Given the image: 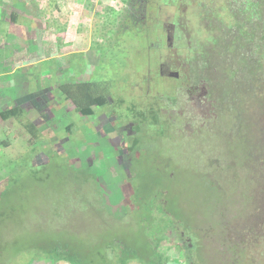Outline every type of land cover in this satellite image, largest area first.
<instances>
[{
    "label": "rangeland",
    "instance_id": "1",
    "mask_svg": "<svg viewBox=\"0 0 264 264\" xmlns=\"http://www.w3.org/2000/svg\"><path fill=\"white\" fill-rule=\"evenodd\" d=\"M131 5L0 0V61L18 48L26 57L14 62L24 65L12 74L0 64V111L26 110L21 119L0 117L1 248L34 252L40 248L35 237L52 246L61 235L85 252L87 264H111L109 252L121 243L146 250L149 233L155 234L152 215L159 214L167 264H188L186 246L193 247L194 264H264V94L250 108L214 102L212 83L196 78L181 55L190 36L179 22L192 7L148 0L138 25ZM176 23L171 48L164 25ZM29 28L46 41L37 37L33 46ZM45 51L55 57L40 61ZM161 64L179 78L159 76ZM46 90L50 119L43 121L35 106L45 101H34ZM80 91L87 92L84 107L96 94L118 122L135 124L137 133L124 138L131 148L121 162L125 169L117 149L94 129L102 109L93 105L94 114L85 116L74 106L83 100ZM24 93L30 95L16 99ZM29 122L38 139L24 128Z\"/></svg>",
    "mask_w": 264,
    "mask_h": 264
},
{
    "label": "trees",
    "instance_id": "2",
    "mask_svg": "<svg viewBox=\"0 0 264 264\" xmlns=\"http://www.w3.org/2000/svg\"><path fill=\"white\" fill-rule=\"evenodd\" d=\"M179 2L191 6V11H194L193 14L190 11L184 13V22L178 21L183 31H188L190 36L189 44H186L187 47L181 54L184 55L188 69L194 72L196 78L212 83L210 96H214L212 99L217 104L227 107H236L238 104L248 108L256 106L262 100L260 93L264 94V0H203L197 4H192L191 0H178ZM176 25L179 29V24ZM210 75L214 76L213 82L209 81ZM62 91L68 100H72L67 86ZM85 94V91L76 93L83 100H75V106L81 114L92 116L94 112L91 106H100L103 102L94 94L88 98V107H84ZM152 110L153 107H150L146 114L152 115ZM23 115L25 110L21 105L4 109L0 113L4 121L21 119ZM142 116L144 117L143 114ZM24 128L33 138L38 139V129L34 123H26ZM71 129L72 125L67 128L68 131ZM152 216L155 234L149 233L146 250L141 252L121 243L117 252H109L111 264H129L136 259L144 264L168 263L167 256L160 251L165 241V220L159 214ZM26 238L31 239L32 236ZM57 238V243L49 246L47 237H35L36 243L40 244L39 250L24 254L10 248L4 251L0 244V264H34L36 261L48 264H87L83 250L73 246L64 236L58 235ZM150 240L153 241L152 246L149 245ZM186 249L190 254L193 253V247L186 246ZM3 253H7V257L2 260ZM190 254L185 259L186 263L194 264ZM24 256H27V261L23 259Z\"/></svg>",
    "mask_w": 264,
    "mask_h": 264
},
{
    "label": "flooded vegetation",
    "instance_id": "3",
    "mask_svg": "<svg viewBox=\"0 0 264 264\" xmlns=\"http://www.w3.org/2000/svg\"><path fill=\"white\" fill-rule=\"evenodd\" d=\"M132 2V7L134 2H138L139 4H141L140 6L134 4L136 7H129V16L131 17V19L136 23H140V19L144 18V14L145 13V7L146 4L148 2V0H129ZM145 2L142 4V2ZM135 12H139V16L138 14L136 15ZM140 25V24H138ZM171 27L168 28L167 25H164V28L167 32L166 35V43L171 46V48H173V42H174V33L175 30H177V25L173 24V25H169ZM161 60V58H160ZM167 71L165 70L164 64H161V67L159 69V76H162V78L166 75H168L170 77V74L173 71H169L168 73H166ZM166 73V74H165ZM178 73V72H177ZM180 74L178 73V76H176V78H179ZM171 77H175V76H171ZM69 85H71L69 83ZM47 93H41V95L39 97L36 98V101H34V105L39 104L38 100H43V102L45 101V103H42L43 105H41V107L35 106L39 113H40V117L43 118V121H47V119H50V109L47 106V101L48 99H50L51 97L48 95V91H46ZM203 95V94H201ZM200 95V96H201ZM69 101H72L71 99H69ZM75 106V105H74ZM102 111H100L95 119H97V124L95 125V130H98L100 133L101 138L103 136L107 137V141L110 144V146L114 147V149H117L115 151L118 152V159H117V164H121V162H123L124 156L128 155L131 152V148L127 146V140H124L125 137H131L133 136V134L137 131L133 130V127H135V124L132 123L131 121H123V122H118V116H115V114L113 113V110H111V108L109 107V104H103L99 106ZM47 117V118H46ZM164 119V118H162ZM132 147V146H131ZM108 155V154H107ZM128 158V157H127ZM115 159V158H112ZM129 159V158H128ZM122 165V164H121ZM122 167L125 169V167L122 165ZM129 167L131 168L132 166L129 165Z\"/></svg>",
    "mask_w": 264,
    "mask_h": 264
},
{
    "label": "crops",
    "instance_id": "4",
    "mask_svg": "<svg viewBox=\"0 0 264 264\" xmlns=\"http://www.w3.org/2000/svg\"><path fill=\"white\" fill-rule=\"evenodd\" d=\"M38 9H39V7H35V9H34V17L36 16V14H37V11H38ZM65 19V18H64ZM65 22H66V20H65ZM27 33V35H29V38H28V41H32L33 43V46L36 44V42H37V37H41V39H43L44 41H46V37H44V36H40L39 35V30H37L36 32H34V33H32V31H30V28H29V30H25ZM66 32H68L67 31V27H66ZM50 40V37L48 36V38H47V41H49ZM2 41H3V43H4V40H3V38H2ZM32 46V47H33ZM23 50V49H22ZM32 50H34V49H32ZM20 49L18 48L17 50H15L14 51V55L12 56V57H8L7 59H2V61H0V64H2V63H5V66H6V69L8 68L9 69V74H12L13 73V71H14V67L16 66L17 68H19L20 66H22V65H24V64H21V65H18V64H16L15 66H13V64H14V62L16 63L17 61H19V59H25L26 57H25V55L24 54H20ZM46 52V54H43L42 56H38L39 57V60L40 61H45V59L46 58H48V57H51V56H54L55 57V55H52L49 51H45ZM43 53H44V51H43ZM20 55V56H19ZM28 57V56H27ZM26 64H29L28 63V61H27V63ZM11 68H10V67ZM5 81H7V80H5ZM2 82V81H1ZM8 83H9V81H8ZM46 91H49V90H46ZM52 91V90H51ZM15 93H17V92H15ZM14 93V94H15ZM36 94V93H35ZM30 95V94H29ZM28 95V96H29ZM18 96V95H17ZM28 96H26V94L24 93V94H22L21 96H19V97H17L16 99L17 100H21V102H22V99H25V98H27ZM53 96V95H52ZM6 99V98H5ZM25 102V101H24ZM15 104V103H14ZM20 104V103H19ZM6 104H4V106H5ZM15 105H18V104H15ZM14 107V106H13ZM11 108V107H10ZM5 109H8V108H5ZM25 110V109H24ZM26 111V110H25ZM1 112V111H0ZM36 126V128L38 129V127H37V125H35Z\"/></svg>",
    "mask_w": 264,
    "mask_h": 264
},
{
    "label": "water",
    "instance_id": "5",
    "mask_svg": "<svg viewBox=\"0 0 264 264\" xmlns=\"http://www.w3.org/2000/svg\"><path fill=\"white\" fill-rule=\"evenodd\" d=\"M170 76H178V73L177 72H172L171 74H170Z\"/></svg>",
    "mask_w": 264,
    "mask_h": 264
}]
</instances>
